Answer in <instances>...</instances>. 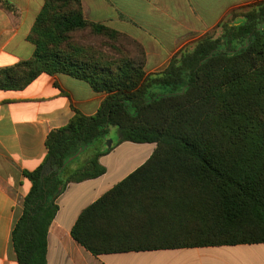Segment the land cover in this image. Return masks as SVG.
<instances>
[{
    "label": "trees",
    "instance_id": "trees-1",
    "mask_svg": "<svg viewBox=\"0 0 264 264\" xmlns=\"http://www.w3.org/2000/svg\"><path fill=\"white\" fill-rule=\"evenodd\" d=\"M0 9L18 14L9 0ZM215 29L148 74L144 44L86 19L83 0H44L28 37L34 54L0 66V90L64 74L107 97L93 115L74 108L69 123L49 133L46 159L24 171L32 186L11 235L18 264H48L57 201L71 183L107 172L100 159L115 148H105L111 126L119 144L156 148L81 213L71 234L86 250L264 243V0L232 11Z\"/></svg>",
    "mask_w": 264,
    "mask_h": 264
},
{
    "label": "crops",
    "instance_id": "crops-1",
    "mask_svg": "<svg viewBox=\"0 0 264 264\" xmlns=\"http://www.w3.org/2000/svg\"><path fill=\"white\" fill-rule=\"evenodd\" d=\"M9 1L19 13L0 14L4 25L0 27L2 67L33 56L35 46L28 37L44 4L37 8L29 27L23 28L26 16L18 5L26 1V9L31 10L30 5L37 0ZM261 1L238 0L227 7L206 4L201 13L190 0H132L133 8L122 5L120 12L109 0H83V6L86 19L104 23L143 43L148 55L145 69L151 74L165 70L176 53L214 30L232 11ZM135 5H147L152 17L164 15L175 29L144 31L146 21L140 11H134ZM130 25L139 32L129 30ZM106 97L105 93L95 92L89 83L64 74H43L24 90H0V264H18L11 235L16 218L22 213V201L32 186L24 171L36 170L46 159L49 133L66 126L75 114L74 108L93 115ZM119 146L126 147L124 157L111 158L108 163L105 159L109 154L101 157L100 162L107 169L103 176L71 183L59 197V211L48 234V264H264V243L100 256L86 250L71 234L81 213L143 165L156 148L152 143L124 142Z\"/></svg>",
    "mask_w": 264,
    "mask_h": 264
},
{
    "label": "rangeland",
    "instance_id": "rangeland-1",
    "mask_svg": "<svg viewBox=\"0 0 264 264\" xmlns=\"http://www.w3.org/2000/svg\"><path fill=\"white\" fill-rule=\"evenodd\" d=\"M110 3H112L113 5H115L118 8V11L120 12L122 5L127 6L128 8L132 9L133 8V3L132 0H109ZM238 0H190V3L193 5V7L198 11V12H203L205 9V5H216L218 4L219 7H221L222 5L224 6H229L230 4L237 2ZM11 2V1H10ZM44 0H37L35 1V3H33L31 6V10H27L26 8L29 6L27 4V2H23L20 1L19 3V7L24 10L25 12V22L24 25L22 26L23 28H28L29 27V23L31 22L30 20H32L34 18V16H36L37 14V8L43 4ZM12 3V2H11ZM18 9V8H17ZM134 11H140V14L143 17V20H145V27H143L144 31H151L153 33H157L159 30L161 29H165L168 31H172L175 29V26L166 21L164 15H157L152 17L150 15V11H149V7L147 5H139V7H137L136 5L134 6ZM242 11V10H239ZM5 10L0 9V14L5 13ZM19 13V10H18ZM27 14V15H26ZM209 17H211V15H209ZM4 26L1 22H0V27ZM135 30L137 32H139L138 30L134 29L131 25L129 26V30ZM215 30H212L211 32H214ZM142 34H144V32H141ZM88 39V38H87ZM92 40V39H91ZM92 42V41H91ZM193 43V42H192ZM120 141V131L117 127L111 126L109 128L108 134L106 136V141H105V148H108L109 146L111 147H115L108 155V157L105 159V162L108 163L107 161H109L111 158L114 157H118V158H122L124 157L126 154V147H120L119 142ZM110 147V148H111ZM78 166H80L82 164V162H78L76 163Z\"/></svg>",
    "mask_w": 264,
    "mask_h": 264
},
{
    "label": "water",
    "instance_id": "water-1",
    "mask_svg": "<svg viewBox=\"0 0 264 264\" xmlns=\"http://www.w3.org/2000/svg\"><path fill=\"white\" fill-rule=\"evenodd\" d=\"M111 146H109L108 148H110ZM80 155V154H79ZM79 155H77V156H75V157H73V158H71L70 159V161H73L75 158H77ZM51 172L49 171V170H45V174H50ZM60 192H61V190H60Z\"/></svg>",
    "mask_w": 264,
    "mask_h": 264
}]
</instances>
